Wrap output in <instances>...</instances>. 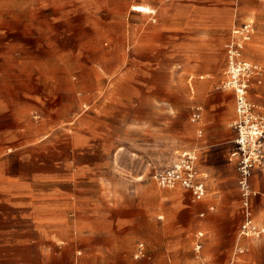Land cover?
Segmentation results:
<instances>
[{
	"label": "crops",
	"instance_id": "obj_1",
	"mask_svg": "<svg viewBox=\"0 0 264 264\" xmlns=\"http://www.w3.org/2000/svg\"><path fill=\"white\" fill-rule=\"evenodd\" d=\"M246 1L264 6L0 0V264H264V232L240 235L236 97L223 87L233 31L258 15ZM254 33L243 59L261 68L248 97L264 116ZM184 151L202 199L154 178ZM250 182L264 228V163Z\"/></svg>",
	"mask_w": 264,
	"mask_h": 264
},
{
	"label": "built area",
	"instance_id": "obj_2",
	"mask_svg": "<svg viewBox=\"0 0 264 264\" xmlns=\"http://www.w3.org/2000/svg\"><path fill=\"white\" fill-rule=\"evenodd\" d=\"M233 33L234 39L227 45L229 71L223 87L233 90L236 97L238 119L233 123V126L237 131L235 140L237 148L233 155L238 158V183L245 206L240 235L258 236L264 232V228L257 225L250 209V199L255 194L250 178L253 169L264 163V116L255 113L248 93L250 79L258 77L261 68L243 59L245 45L251 40L254 33L253 23L237 26ZM196 117H199V114ZM196 161L195 151H184L171 167L158 171L154 178L160 185L166 187L180 183L192 191L196 199H202L206 195V186L199 180ZM201 248V244L198 243L196 245L198 254ZM194 264L206 263L198 255Z\"/></svg>",
	"mask_w": 264,
	"mask_h": 264
},
{
	"label": "rangeland",
	"instance_id": "obj_3",
	"mask_svg": "<svg viewBox=\"0 0 264 264\" xmlns=\"http://www.w3.org/2000/svg\"><path fill=\"white\" fill-rule=\"evenodd\" d=\"M244 5L246 7H253L255 9L258 10V15L257 17L253 18V20L255 21V23L253 24L254 26V31H255V35H260V37L264 36L263 35V32H264V6L262 5V3H257V2H250V1H246L244 3ZM148 8V7H147ZM133 10L135 11H139V6L136 8V7H133ZM149 12V13H153V11H150V9L148 8V10L146 11H142V12ZM241 26V25H240ZM224 72L223 74L225 75V78L227 79V73L229 71V60L227 59L226 61V66L224 67ZM254 78L255 77H252L250 79V85H249V94L251 93V90H252V86H253V83H254ZM225 79V80H226Z\"/></svg>",
	"mask_w": 264,
	"mask_h": 264
},
{
	"label": "bare ground",
	"instance_id": "obj_4",
	"mask_svg": "<svg viewBox=\"0 0 264 264\" xmlns=\"http://www.w3.org/2000/svg\"><path fill=\"white\" fill-rule=\"evenodd\" d=\"M135 7V6H134ZM137 8V7H136ZM146 10H148V8L147 7H145V6H139V11H146ZM148 12V11H147Z\"/></svg>",
	"mask_w": 264,
	"mask_h": 264
}]
</instances>
